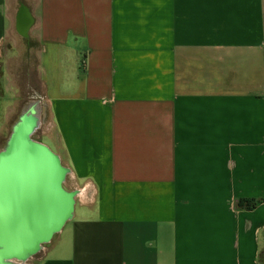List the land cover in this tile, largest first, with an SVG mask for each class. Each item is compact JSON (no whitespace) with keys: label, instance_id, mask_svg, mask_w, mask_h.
Returning a JSON list of instances; mask_svg holds the SVG:
<instances>
[{"label":"crops","instance_id":"obj_1","mask_svg":"<svg viewBox=\"0 0 264 264\" xmlns=\"http://www.w3.org/2000/svg\"><path fill=\"white\" fill-rule=\"evenodd\" d=\"M31 2L0 0V111L33 89L78 205L34 264H264V0Z\"/></svg>","mask_w":264,"mask_h":264},{"label":"water","instance_id":"obj_2","mask_svg":"<svg viewBox=\"0 0 264 264\" xmlns=\"http://www.w3.org/2000/svg\"><path fill=\"white\" fill-rule=\"evenodd\" d=\"M12 127L0 151V260H25L49 242L71 218L75 193L62 187L57 156L32 139V121Z\"/></svg>","mask_w":264,"mask_h":264},{"label":"rangeland","instance_id":"obj_3","mask_svg":"<svg viewBox=\"0 0 264 264\" xmlns=\"http://www.w3.org/2000/svg\"><path fill=\"white\" fill-rule=\"evenodd\" d=\"M30 1H32L31 3L33 4V2L35 3L36 0H30ZM11 46L12 47H8V49H4V53L5 55L10 56V54H12V52L14 54L15 51H12L11 53H9V50L12 48L17 49V54L20 55L21 59L23 60V62L21 63L15 60H13L12 62L11 61L9 62L13 74H16V76L18 75L16 79V83L18 84V86H21L23 83V79H24L23 78L24 74H22L21 72L24 71V68H25L24 66H26L27 64H29L30 66L35 64L36 58H35V54H31L25 50V47L23 44L20 45L18 43L17 44L13 43V45L11 44ZM31 73L32 72H30V74ZM32 76H33V73H32ZM32 80L34 83L35 78L32 77ZM34 90L38 91L39 89H34ZM8 91L7 93H5L6 94L5 98H7L6 105L8 107L6 108L4 107L0 111V151L5 148L6 142L11 134L12 127L15 124H17V122L20 121V117L23 115L24 112H26V110L29 108L28 106L31 104L30 97L35 94L33 92V89H8ZM34 96H36V94ZM40 123L41 121L39 122L38 124L39 128L35 130L32 136V139L40 143H42L41 140H43V142L46 143V139H42V132L46 129L47 124L45 120L43 121V123H41V125ZM49 147L52 149L50 145ZM64 189L66 191L71 190V185L69 184V181L67 179L65 181ZM75 207L78 208V205L76 204ZM57 235L58 234H54L49 242L43 243L40 246V249L38 250V252L34 254L33 256H31L30 258H28L27 260H25L24 264H34L43 255L46 249H48L52 244L56 242ZM260 260L264 262V254L260 255Z\"/></svg>","mask_w":264,"mask_h":264},{"label":"bare ground","instance_id":"obj_4","mask_svg":"<svg viewBox=\"0 0 264 264\" xmlns=\"http://www.w3.org/2000/svg\"><path fill=\"white\" fill-rule=\"evenodd\" d=\"M39 114H40V109L36 104L30 105V107L26 110V112L23 113V117L21 119L26 118L28 121H32V124L34 126V129L38 128V124L40 122L39 120ZM65 172L67 174L68 170L65 169ZM77 194L81 195V192H77ZM80 198V197H79ZM29 257L27 255L26 257L22 259H16V258H4L0 261V264H24L25 259Z\"/></svg>","mask_w":264,"mask_h":264},{"label":"trees","instance_id":"obj_5","mask_svg":"<svg viewBox=\"0 0 264 264\" xmlns=\"http://www.w3.org/2000/svg\"><path fill=\"white\" fill-rule=\"evenodd\" d=\"M246 207H249L248 203H246Z\"/></svg>","mask_w":264,"mask_h":264}]
</instances>
